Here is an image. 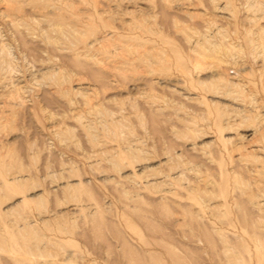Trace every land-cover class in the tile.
Masks as SVG:
<instances>
[{
    "label": "rangeland",
    "instance_id": "rangeland-1",
    "mask_svg": "<svg viewBox=\"0 0 264 264\" xmlns=\"http://www.w3.org/2000/svg\"><path fill=\"white\" fill-rule=\"evenodd\" d=\"M0 264H264V0H0Z\"/></svg>",
    "mask_w": 264,
    "mask_h": 264
}]
</instances>
